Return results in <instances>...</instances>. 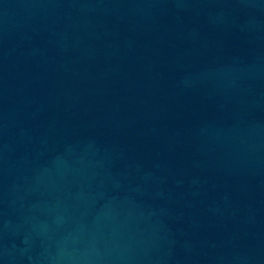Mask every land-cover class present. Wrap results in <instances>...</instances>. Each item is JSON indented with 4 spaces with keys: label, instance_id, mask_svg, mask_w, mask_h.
Segmentation results:
<instances>
[{
    "label": "water",
    "instance_id": "water-1",
    "mask_svg": "<svg viewBox=\"0 0 264 264\" xmlns=\"http://www.w3.org/2000/svg\"><path fill=\"white\" fill-rule=\"evenodd\" d=\"M0 264H264V0H0Z\"/></svg>",
    "mask_w": 264,
    "mask_h": 264
}]
</instances>
